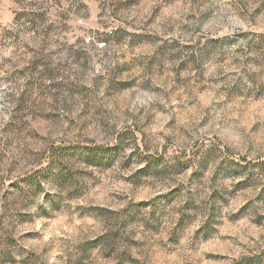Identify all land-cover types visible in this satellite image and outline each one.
<instances>
[{
	"label": "rangeland",
	"instance_id": "rangeland-1",
	"mask_svg": "<svg viewBox=\"0 0 264 264\" xmlns=\"http://www.w3.org/2000/svg\"><path fill=\"white\" fill-rule=\"evenodd\" d=\"M0 264H264V0H0Z\"/></svg>",
	"mask_w": 264,
	"mask_h": 264
}]
</instances>
